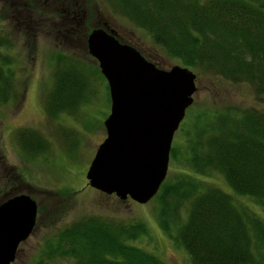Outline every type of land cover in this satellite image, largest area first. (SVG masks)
I'll return each instance as SVG.
<instances>
[{
    "label": "trees",
    "instance_id": "obj_1",
    "mask_svg": "<svg viewBox=\"0 0 264 264\" xmlns=\"http://www.w3.org/2000/svg\"><path fill=\"white\" fill-rule=\"evenodd\" d=\"M15 1L22 11L32 3ZM106 1L145 30L164 55L177 58V65L251 84L254 95H264V0ZM10 45L0 35V105L19 97L6 54ZM53 63L52 85L42 100L46 116H52L47 102L55 100L62 108L75 104L72 97L85 96L80 90L85 74L78 71L84 64L60 53ZM97 72L101 76L91 70L90 78ZM194 118L187 127L178 124L182 146L169 147V159L182 157L186 170L161 180L153 196L156 224L187 254L189 264H264V220L231 197L246 196L264 212V110L230 106ZM14 137L27 158L48 147L32 128H19ZM213 171L228 192L203 176ZM145 228L133 220L81 216L46 236L30 264H54V257L70 264H163L130 243Z\"/></svg>",
    "mask_w": 264,
    "mask_h": 264
},
{
    "label": "rangeland",
    "instance_id": "obj_2",
    "mask_svg": "<svg viewBox=\"0 0 264 264\" xmlns=\"http://www.w3.org/2000/svg\"><path fill=\"white\" fill-rule=\"evenodd\" d=\"M55 1L31 0V5L26 3L23 6L26 11H22L19 2L0 0V35L6 36L11 44L6 54L11 56L15 91L19 93L16 100L0 105V195H6L9 186L15 192L28 194L36 209L31 232L16 247L10 264H30L39 254V247L45 244L43 239L46 236L70 221L90 214L142 223L145 232L130 241L132 246L156 255L163 264H189L187 254L156 224L158 205L153 196L144 203L129 198L118 200L111 193L104 194L87 186L84 175L97 143L105 136L102 120L109 106L106 81L98 76V72L96 76L93 74V79L90 78V71L98 70L96 61L85 49V35L103 21L116 31L118 38L137 48L144 58L157 66L169 67L178 59L164 55L153 45L145 30L131 24L106 0H71L74 1L70 8L74 10L75 22L68 24L72 25L73 32H66L67 23L63 16H70L71 12L64 9L66 3ZM59 53L84 64L78 66V71L85 74L84 84L80 87L85 96L83 99L72 97L70 101L75 104L64 103L62 108L55 100L47 102L52 116H46L42 100L51 88L53 57ZM192 72L196 89L179 122L184 127L196 119V114H209L230 106H253L264 110V95H254L251 84L233 83L209 71ZM24 127L35 129L46 138L48 146L31 158L24 156L14 137L15 131ZM175 130L171 137L172 150L183 144L178 125ZM167 161L164 181L186 170L182 157H168ZM203 176L220 190L228 192L225 181L217 172ZM231 197L240 204L246 202L264 220V212H260L251 199L234 193ZM54 258V264H70L63 257Z\"/></svg>",
    "mask_w": 264,
    "mask_h": 264
},
{
    "label": "water",
    "instance_id": "obj_3",
    "mask_svg": "<svg viewBox=\"0 0 264 264\" xmlns=\"http://www.w3.org/2000/svg\"><path fill=\"white\" fill-rule=\"evenodd\" d=\"M116 32L92 27L85 49L106 81L105 136L84 171L86 184L118 200L144 203L166 175L172 134L195 92L189 67L154 65L139 50L116 39ZM35 202L17 193L0 202V264H10L15 249L34 224Z\"/></svg>",
    "mask_w": 264,
    "mask_h": 264
},
{
    "label": "flooded vegetation",
    "instance_id": "obj_4",
    "mask_svg": "<svg viewBox=\"0 0 264 264\" xmlns=\"http://www.w3.org/2000/svg\"><path fill=\"white\" fill-rule=\"evenodd\" d=\"M36 1H38V0H36ZM50 1H52V2H56L55 0H50ZM43 2V1H42ZM41 2V3H42ZM40 3V4H41ZM64 4V3H66V5H65V7H64V9L65 10H67L68 11V13H70L71 12V14H70V16H66V15H64L63 16V18H65V21H66V23H67V26H66V28H65V30L64 31H66V32H69V33H71V32H73L71 29H72V25L70 26V25H68V24H74L73 23V21L75 22V20H74V10L73 9H71L70 8V6L72 7V5L74 4V1H71V0H59V4ZM54 7V6H53ZM40 11H41V9H39ZM39 12V11H38ZM63 20V19H62ZM96 27H100V28H103L104 30H108L110 27H108V25L107 24H105V22H103L102 21V24H100V25H98V26H96ZM111 29H113V28H111ZM115 31V30H114ZM116 32V31H115ZM115 34H117V33H115ZM116 37V39H118L120 42H123V41H125L124 39L122 40V39H120V38H118V36L116 35L115 36ZM126 42V41H125ZM142 55V54H141ZM143 56V55H142ZM154 64H155V62H154ZM156 65V64H155ZM6 191H8V193H6V195H0V202H2V201H4L5 199H6V197L8 198V197H10V196H13V195H15V194H17L18 192H15L16 190H14L13 191V189L12 188H9V186H8V189L6 190ZM20 193H23V192H20ZM19 194V193H18ZM25 194V193H24ZM29 196V195H28ZM33 226V225H32Z\"/></svg>",
    "mask_w": 264,
    "mask_h": 264
}]
</instances>
